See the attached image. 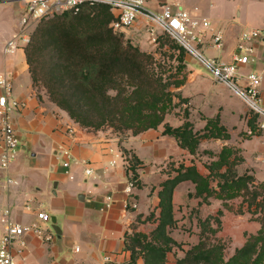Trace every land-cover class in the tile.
I'll list each match as a JSON object with an SVG mask.
<instances>
[{
    "label": "crops",
    "instance_id": "obj_1",
    "mask_svg": "<svg viewBox=\"0 0 264 264\" xmlns=\"http://www.w3.org/2000/svg\"><path fill=\"white\" fill-rule=\"evenodd\" d=\"M166 1L148 0L147 5L159 10ZM180 2L186 9H199L203 13L199 17L210 21L211 28L201 47L208 56L226 62L233 60L242 31L264 25V0ZM0 4L3 5L0 9V74H11L13 95L23 103V107L14 115L22 145L9 168L0 169V195L4 203L13 209L14 217L23 223H30L39 209L47 211L46 199L49 200L56 215L52 217H56L62 230V234L58 235L53 229L54 237L48 241L27 234L25 238L28 246L24 255L17 257L18 262L102 264L104 255H110L118 261L131 264V251L126 249V235L133 231L148 233L157 225L158 220H146V217L151 212L155 213V217L160 213L161 183L170 176L161 171L162 167L169 157L184 153H187L183 156L187 157L188 165L191 153L181 147L175 137L164 134L161 125L138 134L128 132L123 135L111 128L90 130L75 122L46 93H38L25 47L13 53L3 51L5 41L18 27L23 6L19 0H6ZM214 33H222L221 48L215 45ZM263 57L264 44L258 40L254 43L251 61L243 65L242 71L248 73L260 70ZM200 72L197 69L192 73L191 81L196 89L190 94L193 106L189 119L195 122L194 114L197 112L200 117L195 124L201 129L205 127L207 118L219 115L220 124L230 134L228 142L223 144L232 143L242 148L245 159L249 160V164L252 163V171L258 170L264 175L255 160L247 155L256 154L258 160H264V132L257 134L260 136L257 151L248 152L243 146L244 139L239 136L249 127L248 110L243 113L231 103L221 104L218 101L219 92L211 90L209 79H205ZM260 89L264 103V80ZM1 92L3 89L0 87ZM236 120L239 124H236ZM242 121L246 126L243 130L239 128ZM64 150H69L72 156L68 168L64 166L65 157L61 154ZM125 151L134 153L142 160L137 168L139 183L132 192L126 190L127 182L134 173L129 167L130 154ZM86 166H91L94 173H86ZM197 168L200 169V166L197 165ZM7 176L16 182L10 187H2ZM185 188L194 192L195 184L189 180L178 184L173 197L174 209L176 196ZM136 264L146 263L140 257Z\"/></svg>",
    "mask_w": 264,
    "mask_h": 264
},
{
    "label": "trees",
    "instance_id": "obj_2",
    "mask_svg": "<svg viewBox=\"0 0 264 264\" xmlns=\"http://www.w3.org/2000/svg\"><path fill=\"white\" fill-rule=\"evenodd\" d=\"M43 19L25 47L34 85L36 87L42 81L50 100L66 110L75 122L90 130L109 125L132 129L134 134L158 128L164 122L173 101L168 89L171 82L163 81L155 74L148 52L125 41L123 34L111 27L115 15L109 5L85 3L77 11L68 9ZM171 39L174 46L185 51ZM41 56L44 57L42 64ZM179 58L183 60V56L179 55ZM126 84L133 88L127 89ZM257 119V114L249 118L252 129H256ZM204 128L205 132L200 133L187 120L179 126L165 123L163 133L175 137L191 154L197 152L202 137L230 138L227 129L220 124L219 115L207 118ZM132 158L129 167L134 174L131 178L137 184L135 163L139 159L136 155ZM237 162L239 159L233 148L223 146L218 158L207 165V175L195 164L181 163L175 168V175L161 183L157 226L150 233L133 231L126 235V249L131 251L130 263L136 264L142 257L146 264H166L168 252L178 244L169 232L176 223L174 191L178 184L189 180L195 184V191L189 195L206 200L212 195L229 199L239 193L251 194L249 205L261 206V226L226 259L224 243L220 239L212 241L208 235V231L217 230L212 226V219L221 221L208 215L199 221V242L175 264H264V184L258 190L250 191L249 182L254 177L247 172L239 174ZM223 167L225 169L221 171ZM212 176L219 177L218 189L211 184ZM218 212L222 213L221 210ZM154 216L151 212L146 220Z\"/></svg>",
    "mask_w": 264,
    "mask_h": 264
},
{
    "label": "built area",
    "instance_id": "obj_3",
    "mask_svg": "<svg viewBox=\"0 0 264 264\" xmlns=\"http://www.w3.org/2000/svg\"><path fill=\"white\" fill-rule=\"evenodd\" d=\"M6 0H0V2ZM23 11L18 27L13 35L4 43L3 51L13 53L20 47H26L31 41V36L40 20L68 9L79 10L85 3H105L111 7L115 19L111 27L115 31H125L133 27L140 18L153 28L160 29L163 33L173 38L180 46L202 63L212 77L230 88L238 95L249 108L258 115L257 130H264V107L261 105V84L264 80V57L262 68L258 71L244 73L243 65L251 61L254 52V43L261 41L264 44V26L248 28L238 37L233 60L226 62L216 57L208 56L202 48L206 33L211 28V23L194 15L182 6L180 0H167L159 10L151 9L148 0H19ZM215 45L222 47V33L213 34ZM0 169H8L17 158L22 145L20 133L15 125L14 115L23 107L22 101L13 95V82L10 73L0 74ZM252 128L248 133L252 134ZM64 166L69 167L71 152H61ZM85 172L93 174L94 169L86 166ZM16 181L7 176L2 187H10ZM1 185V184H0ZM135 182L130 178L126 190L132 192ZM136 206V203H134ZM28 208H31L27 205ZM51 216L44 209L37 210L30 223H23L13 215V209L4 203L0 195V264H20L17 257L23 256L28 246L27 234H33L43 240L54 237ZM51 227V229H50ZM102 264H126L104 255Z\"/></svg>",
    "mask_w": 264,
    "mask_h": 264
},
{
    "label": "rangeland",
    "instance_id": "obj_4",
    "mask_svg": "<svg viewBox=\"0 0 264 264\" xmlns=\"http://www.w3.org/2000/svg\"><path fill=\"white\" fill-rule=\"evenodd\" d=\"M2 7L3 5L0 4V9H2ZM187 9L194 15L201 16L203 14L199 9L195 10L190 7ZM44 20L46 19H43L42 21ZM40 21L39 23L41 24L42 21ZM39 23L37 26L40 25ZM252 23L253 22H250V24ZM118 33L123 34L125 41H129L133 45L139 47L142 51L148 52L152 57L150 63L155 74L159 75L163 81L171 82L168 89L172 93L173 101L171 109L165 115L164 122L160 124L163 126V130L165 123H169L172 126H179L187 120L191 121L189 117L191 116L190 114L193 104L191 102L192 96H190V94L193 92V89H196L191 79L192 73L197 69L201 71L200 73H202L205 79H209L212 88L211 90L219 92L218 101H220L221 104L226 102L229 104L231 103V105H234L237 109H241L243 113H246V110H248V118L255 116V113L249 108V106L247 104L245 105V103L230 88L224 84H219L220 82H215L211 78L209 70L203 66L202 63L196 60L186 50H182L183 52H181V49H179L178 46H174L175 43L168 35L163 33L160 29L148 25L143 18H140L133 27L128 28L125 31H119ZM200 48L202 47L200 46ZM179 55L183 56V60H180ZM43 59L44 57L41 56L40 64H42ZM177 81L180 82L177 83ZM126 85L127 86L125 87L127 89L131 90L133 88L129 86V84ZM36 87L38 91H43L48 95L46 91L47 88L42 81H39ZM261 105L264 107L262 101ZM194 115L195 122L196 120L199 121V114L195 112ZM236 121V124H239L238 120ZM191 122L194 130H198L200 133L205 132V128L199 129L195 122ZM248 125L249 127L247 130L242 131L239 136L244 139L243 146L247 148V151L255 152L257 151L260 142V136L257 134L263 133L264 130H257L256 123V129H253L254 132L250 134L248 133V129L251 128V125L249 123ZM104 128H111L114 131L121 132L123 135H126L128 132L133 133L132 129L128 128H117L109 125ZM239 128L241 130L246 128L243 121L240 122ZM228 139L229 138L226 139L223 137H202L197 152L188 156V165H199V171L201 170L203 171L201 172L202 174L207 175L209 174L207 165L218 158V154L223 146H230L234 150V155L237 154V159H239V162H237L236 165V170L239 174L246 172L250 173L254 177L253 181L249 182L250 191L258 190L259 187L264 184V175L258 170L252 171V168L250 167L252 163L249 164V160L245 159L242 148L235 146L232 143L223 144ZM127 154L129 155L130 152L127 151ZM184 154L187 155V153ZM184 154L169 157L166 161V165L162 167L161 171H164L168 176L175 175V168L181 163L186 165L187 157L183 156ZM134 155V153L130 154L129 158L134 157ZM247 155L252 157V160H255V163L264 173V160H258L256 154L251 155L247 153ZM132 160L135 162L134 158H132ZM140 164H142V160L139 159L135 165H137L138 168ZM224 169L225 167L221 168V171H224ZM36 178L38 177L36 176ZM218 180L219 177L212 176L211 184L216 189H218ZM189 193L190 192L185 188L181 189L176 196V209H174L176 223L175 226L169 228V232L178 244H174L172 250L168 252L166 264H175L179 258L186 254L187 250L199 242V221L205 219L208 215L218 217L221 221V223H218L216 219H212V226L217 228V230L215 232L208 231V235L212 241L220 239L221 242L224 243V255L226 259L231 257L238 247L242 246L244 239L246 240L251 234H255L261 226V206H257L256 203L251 206L249 205L248 200L251 199L249 198L252 197L251 194L245 195L244 193H239L229 199L218 198L215 195H212L206 200L201 197L190 196ZM46 202L48 205H46L45 208L51 218L52 216H56L50 201L46 199ZM219 210H221L222 213H219ZM158 215L153 218L155 222L158 220ZM51 225L48 224V227ZM51 231L54 232L52 229Z\"/></svg>",
    "mask_w": 264,
    "mask_h": 264
},
{
    "label": "water",
    "instance_id": "obj_5",
    "mask_svg": "<svg viewBox=\"0 0 264 264\" xmlns=\"http://www.w3.org/2000/svg\"><path fill=\"white\" fill-rule=\"evenodd\" d=\"M82 195L84 196V194H82ZM52 227L58 235L62 234V230L60 229L59 225L57 224L56 217H52Z\"/></svg>",
    "mask_w": 264,
    "mask_h": 264
}]
</instances>
